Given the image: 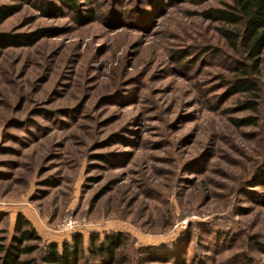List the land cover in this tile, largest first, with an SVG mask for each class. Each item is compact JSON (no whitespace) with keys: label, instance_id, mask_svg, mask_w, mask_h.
<instances>
[{"label":"rangeland","instance_id":"obj_1","mask_svg":"<svg viewBox=\"0 0 264 264\" xmlns=\"http://www.w3.org/2000/svg\"><path fill=\"white\" fill-rule=\"evenodd\" d=\"M75 4L0 0V44L42 32L0 47V245L23 217L32 264L118 234L81 264H264V53L236 71L205 15L234 0Z\"/></svg>","mask_w":264,"mask_h":264},{"label":"trees","instance_id":"obj_2","mask_svg":"<svg viewBox=\"0 0 264 264\" xmlns=\"http://www.w3.org/2000/svg\"><path fill=\"white\" fill-rule=\"evenodd\" d=\"M68 5L75 6V0H60ZM230 10H213L205 15L208 19L222 23L229 30L222 31L230 47L237 50L242 47L246 55L249 65L240 63L236 71H241L244 75H248L249 71H259L261 56L264 53V0H234V6L229 7ZM17 7L4 9L0 12V19H6L12 13L17 11ZM44 11L45 9L42 8ZM94 18V16H89ZM232 28V30H231ZM239 29V30H238ZM233 31V32H232ZM45 32V31H43ZM42 32H38L30 36H21L19 39L13 38L0 44L4 45H22L24 43L33 42L35 36H39ZM36 38V37H35ZM2 41V40H1ZM254 72V73H255ZM236 92L254 93L255 84L245 82L235 88ZM255 104H249L248 107L254 108ZM251 119H249L250 121ZM17 232L19 238L14 239L13 245L4 247L0 245V264H32L30 261H23L22 256L34 253L37 246H25L28 242H39L40 238L30 229V223L23 217L18 219ZM122 238L120 234L109 236L104 242L98 243L97 236L91 239L90 251H84L83 237L75 236L72 242H67L61 249L56 245L48 247L43 258L46 264H81L92 255V257H106L113 260L118 251L122 247ZM2 255V256H1Z\"/></svg>","mask_w":264,"mask_h":264}]
</instances>
